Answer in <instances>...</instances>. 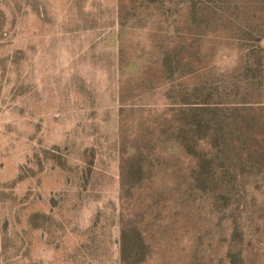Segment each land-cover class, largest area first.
<instances>
[{"label": "rangeland", "instance_id": "1", "mask_svg": "<svg viewBox=\"0 0 264 264\" xmlns=\"http://www.w3.org/2000/svg\"><path fill=\"white\" fill-rule=\"evenodd\" d=\"M198 111L242 113L207 191ZM123 230L146 264H264V0H0V264H122Z\"/></svg>", "mask_w": 264, "mask_h": 264}, {"label": "trees", "instance_id": "2", "mask_svg": "<svg viewBox=\"0 0 264 264\" xmlns=\"http://www.w3.org/2000/svg\"><path fill=\"white\" fill-rule=\"evenodd\" d=\"M183 111H187L188 109H182ZM241 111V110H240ZM240 111H237L234 116L231 117V120L229 122V126H226L224 123H222L221 119H217L216 117H213L214 121L212 123L207 124L204 119H202L200 112L198 111L197 118L193 122V126H195V132L194 135V143L193 145H190L192 148V151H189L190 147H188L189 153L193 152L194 156L196 157V167L193 169V181L196 182V184L199 182L200 186L198 185V188L203 189L205 191L209 190L208 185L209 182L213 181V153H212V145L216 146L217 142L221 146V153L225 156L226 160L232 159V155H229L230 151H236L235 155H243V152H241L239 149L243 145V136H240L239 133L241 131V128L239 127L236 129L235 124L241 119L242 113ZM202 112V110H201ZM181 115L186 116L184 117L185 121L188 122V114H184L180 112ZM216 120V121H215ZM251 121H254L250 117ZM238 130V131H237ZM231 142H234L231 143ZM199 145H202L201 149L199 148ZM189 145H186L187 147ZM210 148V152H206V148ZM198 148V149H197ZM200 149V150H199ZM255 151V150H253ZM220 153V151H219ZM238 164H242V158L241 156L236 157ZM237 168V167H236ZM123 169V168H122ZM225 171V170H224ZM229 171H232L231 168ZM229 171L225 172L226 178H231L229 176ZM235 172H238L236 169ZM128 172L125 170V164H124V170L121 171V182L122 185L126 180H130L128 177ZM128 178V179H127ZM221 178H224L222 175ZM225 180V178H224ZM200 221L201 214H200ZM136 231V230H134ZM129 232L126 233L125 230L122 232L121 237V263L122 264H146L148 257H150L153 254V246L150 244H147V241L141 233L138 232ZM238 227L236 226L233 231V238L232 240V247L236 245V239L238 238ZM204 239V235L201 234L200 236V246H202L203 243H201ZM238 244V243H237ZM200 255H198V252L195 253L193 256V259H198ZM226 257L228 259L229 264H242V259L240 258V252L239 250H232L228 249L226 251ZM202 258V257H200ZM166 264V263H165Z\"/></svg>", "mask_w": 264, "mask_h": 264}]
</instances>
